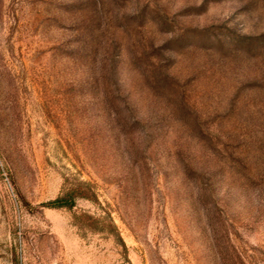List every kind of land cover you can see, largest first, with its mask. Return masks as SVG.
Listing matches in <instances>:
<instances>
[{
  "label": "rangeland",
  "instance_id": "1",
  "mask_svg": "<svg viewBox=\"0 0 264 264\" xmlns=\"http://www.w3.org/2000/svg\"><path fill=\"white\" fill-rule=\"evenodd\" d=\"M0 264H264V0H0Z\"/></svg>",
  "mask_w": 264,
  "mask_h": 264
},
{
  "label": "trees",
  "instance_id": "2",
  "mask_svg": "<svg viewBox=\"0 0 264 264\" xmlns=\"http://www.w3.org/2000/svg\"><path fill=\"white\" fill-rule=\"evenodd\" d=\"M75 191H69L63 195L57 197L56 199L47 203L50 207H68L71 208L75 202Z\"/></svg>",
  "mask_w": 264,
  "mask_h": 264
}]
</instances>
